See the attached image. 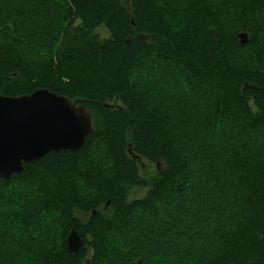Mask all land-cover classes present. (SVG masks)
Listing matches in <instances>:
<instances>
[{"label":"trees","instance_id":"1","mask_svg":"<svg viewBox=\"0 0 264 264\" xmlns=\"http://www.w3.org/2000/svg\"><path fill=\"white\" fill-rule=\"evenodd\" d=\"M4 1L0 94L16 96L45 88L71 100L83 99L93 119V131L79 150L51 151L23 163L21 173L0 177L2 201L11 198L6 188L13 181L37 184L34 194L18 192L12 203L15 211L0 212L3 240H15L12 249L4 248L7 255L12 253L11 260L152 264L157 254L153 256L152 248L176 240L181 256L190 240L199 244L187 264H264V0H245L234 14L239 21L232 25L227 24L226 11L206 0H61L59 15L42 8L55 0H43L39 9L44 18L34 26L37 36L32 39L25 21L22 29L29 34L18 32L36 44L40 58L33 62L15 51L16 37L10 33L21 31L16 23L21 24L7 12L12 8ZM46 18L56 23L54 34L51 27L42 28ZM98 27L108 36L102 37ZM240 31L248 34L244 45L237 37ZM6 38L14 40V48L6 46ZM143 58L159 64L142 65L144 73L164 70L171 82L178 75L171 68L186 74L180 103L191 107L197 126L183 125L175 133L166 126L175 119L173 114L147 107L132 81L135 64ZM97 139L109 163L105 169L88 154L89 143ZM184 140L196 145L183 149ZM207 140L209 175L198 177L203 185H211L205 193L220 200L225 216L221 210L206 213L200 205L202 193L194 186L198 180L190 177L196 172L191 159L205 149ZM138 159L156 165L152 178L141 175ZM77 180L83 181L84 193H77ZM142 189V197L130 199ZM176 202L192 205L172 209L187 210V218L171 219L165 230L151 231L142 214L155 213L160 203ZM72 228L82 242L75 252L66 245ZM126 240L132 244L129 248L121 246ZM204 243L213 246L212 254ZM159 258L171 264L165 252Z\"/></svg>","mask_w":264,"mask_h":264},{"label":"rangeland","instance_id":"2","mask_svg":"<svg viewBox=\"0 0 264 264\" xmlns=\"http://www.w3.org/2000/svg\"><path fill=\"white\" fill-rule=\"evenodd\" d=\"M46 1V0H44ZM56 1V2H55ZM52 1L51 4H48V6H43L42 8H46V10L50 11L53 10L57 15H59L60 12H57V10H63V2H61V0H55ZM172 2H176L174 0H171ZM170 1V2H171ZM181 1V0H180ZM209 1L210 3H212L213 5H217L216 7L222 9V13H224V11L227 12V15L224 14L225 18H228L227 20V24L228 25H232V23L236 20L239 21V18L236 17L234 14L237 11H240V8H242L241 5H243V3H245V0H206ZM1 2V0H0ZM43 0H10V1H4L5 7L6 8H12L11 10H8L7 12L11 14V17L13 16L14 18L18 17V21H20V24L16 23V26L18 25V29H21V31L18 30H14L13 32L10 33V36H14L16 37V45L12 42L14 41L13 39H7L6 42V46H8L9 48L13 47L14 45L15 47V51H17V53L25 60H30V61H34V59L36 58H40L39 54L37 55V51L35 48H37L36 44L32 41L27 39L25 36L20 35L18 32H21L23 35L24 34H29V32L27 33L26 30L22 29V26L24 25V21H25V25L23 27L27 28V27H31V31L33 33L34 36H32V39L35 38V36H37L36 33H39L38 30H36V28H34V26L38 23V19L40 18H44L43 14H44V10L39 9V7L42 6ZM13 11L14 15H13ZM7 19H9V15H7ZM247 16V15H246ZM12 17V18H13ZM45 17H48V12L46 11ZM47 19V20H46ZM46 22L43 23V27H45L48 31L49 28L51 27L52 30V34H54L55 32V26L56 23L54 24L53 20L50 18H46ZM58 19V17H57ZM28 22V23H26ZM38 25V24H37ZM97 32L100 33V35L102 37H107L108 36V32L105 28L103 27H98L96 29ZM241 32V31H240ZM53 36V35H52ZM34 37V38H33ZM5 38V37H4ZM11 40V41H10ZM21 41V43H20ZM1 43V42H0ZM4 44V43H3ZM1 43V46L3 47V45ZM12 49V48H11ZM7 50V49H6ZM33 59V60H32ZM149 61L151 60H147L146 59H139L137 61L138 64H135V68L134 70V75L132 78V81L136 82L139 86V90L141 92V94L144 96L145 102L147 107L150 110H156V111H160L163 114H168L169 117L173 116L175 117V119L172 120H168V125H166L167 127L173 128L175 129V133H179L180 131H182L183 125L184 128L186 129L187 126H192L191 128H194V126L197 124H195L194 119L196 120V118H194V112L191 110V107L187 105V103H184L183 105L180 103V98L181 95L179 94V91H182L183 89L186 90V85L183 82V77L186 75L185 73L181 72H175V70H173L171 68V70L174 73H177V81L174 79V83L173 81L171 82L170 79H168L165 75V71L163 70L164 73L162 72H158V73H144V71L142 70L141 66L142 65H146L149 64ZM151 62H153L154 68H157V66L159 64H156L158 62V60L154 59ZM161 66L165 67V64H161ZM170 67H174L173 65H170ZM171 71V72H172ZM179 75H181L180 77H178ZM188 75V74H187ZM188 77V76H187ZM203 89V87L201 86V90ZM195 95H198V92L195 91ZM115 104H118V102H115ZM194 118V119H193ZM172 119V118H171ZM167 124V123H166ZM186 140V139H185ZM185 140L183 142L180 143V147L184 149H188V147L194 145H196V142H185ZM205 142V140H204ZM186 143L187 146H185L184 144ZM208 143L210 146V142L209 140H207V146L205 147V149H200L197 150L196 156L193 155L191 161H192V165L194 167V169H196V172L194 171L193 176L191 175V179L192 182L195 181L196 179L198 180L197 183H194V186H196L197 190L200 191L202 194L200 195L201 201H200V205H204L206 210V213H214L217 211L221 210V202L220 200H216V199H211L210 196H207V194L205 192H210L212 190L211 185H203V183L200 180V177H202L203 175H209L208 172V163L209 160L206 159L207 158V154L208 152L204 150H209L208 149ZM103 147V143L97 139V140H92L91 143H89L88 145V154L89 157H91L92 159H95V162L97 163V167H99L100 169H105L107 166H109V163L107 161L106 156H105V151L102 149ZM210 154V151H209ZM138 164L140 167V172L141 175L143 177H145L146 179H150L154 176L155 172H156V165L147 162L144 159H138ZM158 166H161V164H159ZM214 168L216 169L217 166H214ZM213 168V169H214ZM200 176V177H198ZM226 178V177H225ZM224 178V179H225ZM223 179V180H224ZM180 180V178L178 179ZM200 180V181H199ZM223 180L219 181V182H223ZM78 182H76V191L77 193L81 194L84 193L86 191V187L83 185L84 183H82L83 181L81 180H77ZM196 182V181H195ZM193 184V183H192ZM218 184V183H217ZM36 182H29V183H19L18 181H13V183L11 184L10 187L6 188V191L8 193V195L11 198H7L4 201H2V199H0V212H11V211H15V206L14 204H12L13 202H15L16 199H18V192H25L26 194H34L36 193L35 191V187H36ZM228 185V184H227ZM226 185V186H227ZM19 186V187H18ZM220 186V185H219ZM223 187H225V184L223 182ZM229 188V187H228ZM224 189V188H223ZM146 190L142 189L139 190L135 195L131 196L130 199L133 198H140L145 194ZM205 193V194H204ZM192 205H189L187 203H174L171 204L169 206V204H165V203H160V206L158 208V210H156L155 213H151L149 214L148 212L143 213V218H144V222H146L147 226L153 228L151 229V231H162L165 230L164 228L168 226L167 221H171V219H177V220H183V218H187L186 216V211H184L183 209L181 210H177V211H172L173 208H179V207H188ZM221 212V216H225L227 215V212L223 210L220 211ZM185 213V214H184ZM8 217V216H7ZM13 221H9V223L11 224ZM15 223V222H13ZM17 223V222H16ZM18 224V223H17ZM16 224V226H17ZM145 224V225H146ZM222 225L226 228H228V225L225 224L222 221ZM12 227H14V225L12 224ZM148 227V228H149ZM150 229V228H149ZM0 230H5V228L0 227ZM159 233V232H158ZM160 234V233H159ZM210 236V235H209ZM213 237L210 236V239H212ZM177 239V238H176ZM204 239H208V238H204ZM15 240L13 239L12 236V240H10V238L8 239H4L1 235L0 232V248L2 250H0V263L1 264H18V260L16 258H14L13 262L10 258L11 256V252L7 255V253L4 251V248H9L12 249L13 248V244H14ZM126 243V244H125ZM195 242H190V240H187L185 242V244H187L188 247V251L187 249H185V253H182L181 256H178L177 253L179 254L178 251H180L181 246L179 245L180 243L178 241H174L170 242L168 244H164L162 246H156L155 249L152 248V252L154 251V258H156V260H154V263L152 264H165L164 259L161 261L157 259L158 257H164V252L167 254V257L169 258V262H171V264L176 261H179V264H187L190 259L189 257H193L195 255V250L196 245L199 244ZM176 245V246H175ZM4 246V247H2ZM121 246H124V248H129L130 246H132L131 243L128 242V240H126L124 243H122ZM175 246V248H174ZM178 247V248H177ZM204 247L207 251V253L212 254L213 251V246H211V244H209V247H206V243H204ZM178 250V251H177ZM187 252H193V253H186ZM6 259H8L6 261ZM151 264V263H150Z\"/></svg>","mask_w":264,"mask_h":264},{"label":"water","instance_id":"3","mask_svg":"<svg viewBox=\"0 0 264 264\" xmlns=\"http://www.w3.org/2000/svg\"><path fill=\"white\" fill-rule=\"evenodd\" d=\"M237 37L241 45L248 42L245 31ZM84 103L45 88L16 96L0 94V177L21 173L23 163L51 151L79 150L93 131V119ZM81 244L72 228L66 237L68 251L75 252Z\"/></svg>","mask_w":264,"mask_h":264}]
</instances>
